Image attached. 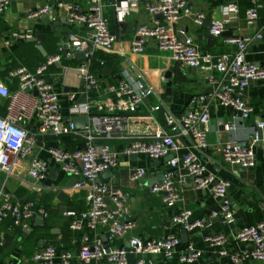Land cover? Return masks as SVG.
I'll use <instances>...</instances> for the list:
<instances>
[{
    "label": "built area",
    "instance_id": "2783aa9c",
    "mask_svg": "<svg viewBox=\"0 0 264 264\" xmlns=\"http://www.w3.org/2000/svg\"><path fill=\"white\" fill-rule=\"evenodd\" d=\"M13 0H0V17L4 15ZM139 0L122 2L118 7L104 0H88L85 10L77 6H70L68 23L72 26H82L87 30V36L70 33L64 43L59 45L58 52L40 64L35 72L25 67L13 71L10 76L19 81L18 88L11 92L3 82L0 75V99L8 100L7 113L0 116V229L2 225L12 220L14 226L26 228L31 220L42 217L47 218L48 212L38 205L35 200L20 201L15 199L7 188V183L1 182V175L6 179L16 178L20 185L34 192L42 193L49 189L46 185L53 168L66 176L77 179L72 191H85L86 210L79 217L73 211L67 215L73 217L71 229L79 231L82 243L77 255L82 264H129V256L137 258L136 264H153L148 256H161L171 259L177 255L182 246L179 235L170 233L159 239L144 240L133 237L128 241V248L106 247L99 233L106 229L108 239H125L136 228L131 220V211L124 197L108 184L99 183L106 170L119 168V153L109 145L98 144L101 139L129 141L124 154L127 156H146L151 161H159L172 157L170 165L173 169H182L185 175L180 176L185 181L193 179L196 190L211 189L220 201L219 207L213 216L224 223L235 222V210L228 201L230 182L218 180L208 174L206 166L198 156V151L208 148L207 135L210 131L211 106L210 99H217L224 108L236 112L234 120L225 124L224 128L231 133L236 130L238 120H247L251 117L253 108L243 99L250 81H264V67L247 61L248 48L255 40L264 38L260 31L254 36L225 37L226 45L234 46L236 53L217 57L218 64L214 71L219 78L210 77L208 84L212 85L214 92L210 96H194L188 111L181 117L179 123L171 115L168 122L171 133L158 126L148 127L145 133L133 134L131 127L132 114L141 107L145 99L153 90L147 88L138 79L127 78L117 85L108 87L104 94L93 95L100 87V81L91 70L97 53L112 52L117 36L110 29L108 11L113 9L118 23H123L131 14V10L138 6ZM146 11L155 17L163 16V23L158 21L153 27L141 26L136 32L132 43V52L144 51L148 41H154L159 50L171 53L174 62L190 68H200L203 63H211L212 57H203L199 52L195 40L186 37L181 40L176 32L175 24L183 15L189 14L185 0H157L146 5ZM264 12V4L260 0H253V5L246 11L248 27L257 24L260 12ZM50 12L45 6L28 12L26 19L41 21ZM236 6H231L225 14L238 13ZM206 17L198 13L194 17L197 26H203ZM226 23L213 21L210 35L213 39L224 37ZM16 39L26 41L35 39L34 34L27 31L25 34H15ZM82 54L81 63L77 66H63L55 79L69 81L75 79L83 84V92L68 94L72 104L71 113L74 117L87 118L83 128H77L72 119L66 121L63 114L60 94L55 90L54 83L47 79L50 69L61 65L65 59H74ZM104 65V62H101ZM83 94L84 101L76 104ZM209 100V101H208ZM160 107L153 110L158 111ZM97 111L99 115H93ZM258 128L264 130V122L258 123ZM56 137L57 145L44 146V139ZM64 138H77L83 141L76 150H67L61 146ZM190 138L194 141L193 151L184 157H175L183 147L182 139ZM258 140V135L256 136ZM40 142L43 143L40 148ZM39 149H44L48 159L40 157ZM223 160L233 166L244 169H254L257 158L252 148L241 146L234 142L222 144L219 149ZM30 162L29 179L23 177L18 171L21 161ZM148 175L147 170L138 169L131 174L132 181H141ZM153 195L162 197L166 209L174 210L181 201V193L177 185L176 176L170 172L162 181L153 184ZM173 226L188 233L205 227V221L194 219L190 212L180 210L172 213ZM232 241L244 245L239 253L231 254L227 246ZM205 242L218 249L222 257H230L233 264L252 262L264 264V220L256 225L244 226L237 233L228 235L224 233L207 235ZM202 257V252L193 245H189L185 253L179 255V264H196ZM74 254L62 251L54 246H48L39 251L35 257V264H71Z\"/></svg>",
    "mask_w": 264,
    "mask_h": 264
},
{
    "label": "crops",
    "instance_id": "0c3cea01",
    "mask_svg": "<svg viewBox=\"0 0 264 264\" xmlns=\"http://www.w3.org/2000/svg\"><path fill=\"white\" fill-rule=\"evenodd\" d=\"M156 1L139 0L138 6L131 10V14L123 22L124 26L122 27L117 26L115 13L113 9H110L107 13L110 29L112 32L118 33V39L112 52H99L100 56L109 58V61L104 66L100 65L104 68L98 74L100 87L93 92V95L106 93L108 87L117 85L119 81L128 77L133 80L140 79L147 88L157 91L170 110L168 112L152 92L131 116L130 129L134 135L145 133L151 126H158L171 133L168 115L172 114L179 122L188 111L189 103L194 96L213 94L209 93V89L212 88V85L207 83L210 79L209 74L213 72V77L219 78V74L214 71V66H210L208 63L194 69L174 62L171 53L159 50L152 40L148 41L143 52H132V43L138 28L141 26L153 27L158 21L163 23V19L150 15L145 8L147 4ZM185 1L189 14L182 16L175 24V29L181 40H184L185 37L194 38L203 57L217 59L223 55L233 56L236 53V48L225 44V36L220 39L204 36L205 33L210 34V29L204 27V24L203 26L195 24L194 17L198 13L205 15V21L225 22L226 25H229L231 36H254L260 31L264 32V22L260 19L261 16H264L263 11L260 12L259 21L255 26H247L246 11L252 7L253 0ZM87 2L88 0L12 1L4 15L0 17V75L11 92H15L19 84L17 78L10 76L13 71L25 67L30 72H35L37 67L48 57L58 52L59 45L66 41L70 33L87 36V30L84 27L72 26L68 23L69 7L77 6L80 11L85 10ZM105 2L110 4L112 0H105ZM260 2L264 4V0H260ZM45 6L50 9V12L43 20L29 21L26 19L28 12ZM231 6H236L239 12L226 15V10ZM27 31H31L35 39L26 41L14 37L15 34L21 35ZM40 34L45 35V40L42 43L37 41ZM40 46L44 47L47 57L39 50ZM246 58L248 62L264 67V38L255 40L251 44ZM81 60L76 57L65 59L61 65L52 67L47 75V79L54 83L55 90L60 94L66 121L74 118L68 94L82 93L83 84L75 79L69 81L55 79V74H59L63 66L79 65ZM168 73H172L174 82L177 81V84L172 87L171 95L167 93L165 84ZM141 76L144 77V80ZM82 97H84L83 94L78 101ZM243 99L253 108L252 115L247 120H238L236 130L231 133L227 132L224 126L235 119L236 112L222 107L217 99H210L211 121L210 131L207 135L208 148L198 151V156L206 166L208 174L231 184L227 198L236 213L234 225L224 223L221 219L213 216L220 201L211 189L196 190L193 179L187 178L185 181L181 179L180 176L185 173L181 168L173 169L171 167V157L159 161H151L146 156L134 159L132 156L124 154L129 141L101 139L97 141L98 144L109 145L119 153L120 166L112 171V175L103 174L100 181L119 191L131 211V220L136 223V228L125 239H115L112 242L108 239L107 230L100 229L99 233L106 247L128 248V241L133 237L154 240L173 233L181 238V230L173 226L171 216L173 212L186 210L191 213L194 219L204 220L205 227L189 233V243L184 244L183 242L177 255L173 258L165 259L157 255L148 256L147 259L152 260L153 264H179V255L185 253L189 245H193L202 252V257L196 264H233L230 257L220 256L218 249L207 244L205 237L219 233L232 235L244 226L256 225L264 220V201L258 193L260 191L264 195V130L262 143L256 139L259 130L258 123L264 122V81L250 84ZM8 103V100L0 99L1 117L6 115ZM155 107H160V109L154 111ZM92 114L99 115L97 111H93ZM63 140L64 145H67L70 150H76L83 144L81 139L64 138L61 141L62 147H64ZM54 142L56 140L53 138H46L44 146L48 147L50 143L57 145ZM227 142L252 148L257 158L256 167L243 170L241 167L226 163L218 149ZM182 143L183 147L175 154V157L182 158L189 151L195 150L192 139H182ZM42 146L43 143L40 142V148ZM39 150L40 157L47 160L48 155L44 149ZM53 169H57V167L53 165ZM138 169L147 170L148 175L141 181H132L131 174ZM17 171L29 179L30 162L21 161ZM170 172L175 174L181 193V201L174 210L166 209L162 197L153 195L151 192L153 184L162 180ZM71 180V177L59 172L57 178L53 180L52 186L46 191L38 193L22 187L16 178L6 179L5 175H1V182L7 183V188L15 199L37 201L46 209L48 217L43 218L44 223L38 218L31 220L26 228L14 226L12 220L6 221L0 229V264H35V255L48 246L73 253L75 258L71 264H82L77 255L83 234L71 229V222L74 218L68 216L67 213L73 211L79 217L86 210V192L74 193L68 186ZM60 193H66L68 197L64 201H60ZM63 208L66 210H62ZM243 247L244 245L232 241L226 248L231 254H235L241 252ZM137 258L140 257L130 255L129 264H136ZM56 264L62 263L58 260ZM106 264L108 263L106 262ZM244 264L257 263L245 262Z\"/></svg>",
    "mask_w": 264,
    "mask_h": 264
},
{
    "label": "water",
    "instance_id": "95a60500",
    "mask_svg": "<svg viewBox=\"0 0 264 264\" xmlns=\"http://www.w3.org/2000/svg\"><path fill=\"white\" fill-rule=\"evenodd\" d=\"M104 1H105V0H104ZM127 1H128V0H112V2L115 3V4H117L118 7L121 5L122 2H127ZM158 17H159L160 19H163V16H158ZM115 19H116V22H117V26H118V27H119V26H120V27L124 26L123 23H118L116 16H115ZM211 25H212V22H209V21H205V23H204V27H206L207 29H210V28H211ZM225 29H226V32H225L224 36H225V37H230L231 34H230V32H229V25H226V26H225ZM113 34H114L115 36H117V38H118V33H117V32H113ZM204 36H207V37H209V38H212V36H211L210 34H208V33H205ZM185 39H186V37L184 38V40H185ZM44 40H45V35H44V34H40V35H38V37H37V41H38V42L42 43ZM39 50L41 51V53H42L45 57H47V53L45 52L43 46H40V47H39ZM76 58L82 59V58H83V55H82V54H78V55H76ZM203 64H204V63H203ZM208 64H209L210 66H216V65L218 64V59H213V61H212L211 63H208ZM212 76H213V72L209 74V77H212ZM141 78L144 80V77H143V76H141ZM207 83H208V81H207ZM252 83H253V82L250 81L249 85L252 84ZM165 84H166L167 93H168L169 95H171V91H172V87H173V85H174V84H177V81H175V82L173 81L172 73H168V74L166 75ZM213 92H214V89H213V87H212V88L209 89V93H213ZM153 93L157 96L158 100H159L160 102H162V106H163L168 112H170V110H169L167 104L163 101L162 97H161L160 95H158L157 91H153ZM83 98H84V97H82V98L80 99V101L77 102V104H80V103L82 102ZM169 114H170V113H169ZM170 115L173 116L172 114H170ZM173 117H174V116H173ZM174 118H175V117H174ZM69 121H70V120H68L67 122H69ZM72 122L74 123V125H75L77 128H83V127L86 125L87 118H86V117H85V118H84V117H74L73 120H72ZM178 123H179V122H178ZM52 138H53V140H56V139H57L56 137H52ZM258 141H259L260 143H262V141H263V130H261V129L258 130ZM132 158L137 159L138 156H135V155H134V156H132ZM171 158H172V157H171ZM241 169L246 170V169H244V168H241ZM58 173H59V170H58V169H53V170L51 171L50 178L48 179V181H47V183H46V185H47L48 187H51V186H52V184H53V180L57 178ZM104 174H105V175H112V170H110V169H109V170H106V171L104 172ZM163 179H164V177H163ZM163 179H162V180H163ZM162 180H160V181H162ZM76 182H77V179H76V178H73V179L71 180L70 184L68 185L69 188H72V187L76 184ZM99 183H101L100 180H99ZM258 193L260 194L262 200L264 201V195H263L260 191H258ZM67 197H68V195H67L66 193H60V195H59V200H60V201H64ZM62 210H66V209L63 208ZM38 219L44 223V219H43L42 217H39ZM208 222H210V221H208ZM232 225H234V224H232ZM238 231H239V230H238ZM238 231H237V232H238ZM181 238H182L184 244H188V243H189V233H188L187 231H181Z\"/></svg>",
    "mask_w": 264,
    "mask_h": 264
},
{
    "label": "trees",
    "instance_id": "16d2710c",
    "mask_svg": "<svg viewBox=\"0 0 264 264\" xmlns=\"http://www.w3.org/2000/svg\"><path fill=\"white\" fill-rule=\"evenodd\" d=\"M260 19L262 20V22H264V16H261ZM108 61H109V58H107V57L105 58L103 56H100V54L97 53V55L95 56V59L92 63V66H91L92 72L98 76V74L101 73L104 69L101 66H104L105 64H107ZM101 62H104V65H101ZM63 145H64V140H63ZM81 146H82V144L80 145V147ZM64 148L67 150H70V148H68L67 145H64ZM38 205L43 207V205H41L40 203H38Z\"/></svg>",
    "mask_w": 264,
    "mask_h": 264
}]
</instances>
